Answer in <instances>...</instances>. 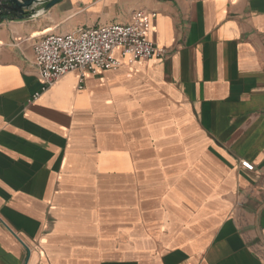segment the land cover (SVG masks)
Wrapping results in <instances>:
<instances>
[{
    "label": "crops",
    "instance_id": "crops-1",
    "mask_svg": "<svg viewBox=\"0 0 264 264\" xmlns=\"http://www.w3.org/2000/svg\"><path fill=\"white\" fill-rule=\"evenodd\" d=\"M136 10L156 13L165 58L115 51L117 69L41 89L42 36ZM0 264H264V0H60L0 20Z\"/></svg>",
    "mask_w": 264,
    "mask_h": 264
},
{
    "label": "built area",
    "instance_id": "built-area-1",
    "mask_svg": "<svg viewBox=\"0 0 264 264\" xmlns=\"http://www.w3.org/2000/svg\"><path fill=\"white\" fill-rule=\"evenodd\" d=\"M155 17V12L136 10L128 23L81 27L69 33L42 36L33 44L41 89L70 71H76L82 81L87 72L117 69L121 62L115 51L130 64L152 57L165 58V50L149 35ZM240 165L253 169L247 160H241Z\"/></svg>",
    "mask_w": 264,
    "mask_h": 264
},
{
    "label": "water",
    "instance_id": "water-1",
    "mask_svg": "<svg viewBox=\"0 0 264 264\" xmlns=\"http://www.w3.org/2000/svg\"><path fill=\"white\" fill-rule=\"evenodd\" d=\"M60 0H0V20L30 19L45 12Z\"/></svg>",
    "mask_w": 264,
    "mask_h": 264
}]
</instances>
